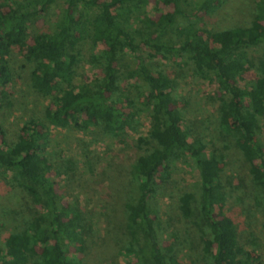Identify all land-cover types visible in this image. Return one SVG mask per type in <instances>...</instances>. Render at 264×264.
Masks as SVG:
<instances>
[{
	"label": "trees",
	"instance_id": "obj_1",
	"mask_svg": "<svg viewBox=\"0 0 264 264\" xmlns=\"http://www.w3.org/2000/svg\"><path fill=\"white\" fill-rule=\"evenodd\" d=\"M252 1L254 15L247 26L213 31L200 29L195 19L212 14L218 0H202L194 15L187 10L189 0H0V104L14 78L10 57L23 50L32 66L30 88L51 99L43 117L25 122L13 141L0 128V177L11 174L31 205L41 208L21 231L3 237L0 264H80L70 249L82 250L91 227L75 206L62 204L50 176L53 164L45 155L50 127H94L103 136L121 138L140 126L146 111L151 122L146 137L137 140L140 153L128 173L134 199L125 205L126 244L119 251L127 264H186L174 247V232L168 235L170 244H160L151 203L157 187L187 160L199 169V199L192 188L184 189L178 210L200 233L204 264H264L240 246L239 227L227 214L234 191L231 181L221 180L225 155L208 152L203 138L184 125L171 74L147 64V56L178 67L189 64L199 80L217 83L215 129L238 149L255 205H261L264 58L248 50L264 45V0ZM50 9L56 15L53 28L32 30L33 20ZM87 43V64L98 73L77 82L81 47ZM124 49L137 64L123 76L118 53Z\"/></svg>",
	"mask_w": 264,
	"mask_h": 264
},
{
	"label": "rangeland",
	"instance_id": "obj_2",
	"mask_svg": "<svg viewBox=\"0 0 264 264\" xmlns=\"http://www.w3.org/2000/svg\"><path fill=\"white\" fill-rule=\"evenodd\" d=\"M201 1L189 0L191 5L187 10L196 14L195 9ZM218 4L219 7L212 14H202L195 19L200 29L219 31L229 27H245L254 15L252 0H218ZM55 17L50 9L44 18L33 20L31 29H52ZM81 52L77 82H86L97 75L98 70L87 64L91 53L88 43L81 47ZM248 53L264 58V45L250 49ZM118 59L123 76L137 64L126 49L118 53ZM147 59V64L165 70L177 81L176 94L183 104L184 125L203 138L208 152L225 155L221 165V180L224 183L231 181L234 191L229 197L233 203L228 205L227 214L233 217L239 227L240 246L264 262V202L255 205L248 167L236 146L226 142L215 129L217 83L199 80L189 64L178 67L161 57L149 59L147 56ZM10 67L14 78L5 90L6 100L0 104V128L5 132L6 139L13 141L25 122L43 117L51 99L37 95L30 88L32 66L25 61L24 50L12 54ZM140 122L139 127L130 129L121 138L103 136L94 127L87 131L50 127V142L45 153L53 164L50 176L61 193L62 204L75 206L85 224L91 227L82 250L70 249L71 256L80 264H127L125 255L119 251L126 244L125 205L134 199L128 173L130 165L140 153L137 140L146 137L151 122L148 111L140 115ZM262 128L264 140V122ZM198 170L192 161L178 163L170 181L157 187V194L151 203L157 211L155 222L160 244H170L173 239L168 238V235L174 232L177 237L174 247L180 250L186 264H204L198 239L200 233L182 218L178 210L179 197L184 189L192 188L196 200L199 199ZM239 182L242 186L237 188ZM40 209L34 208L26 199L12 181L11 174L1 176L0 247L6 234L21 231Z\"/></svg>",
	"mask_w": 264,
	"mask_h": 264
}]
</instances>
